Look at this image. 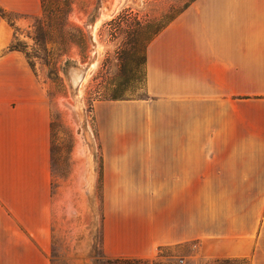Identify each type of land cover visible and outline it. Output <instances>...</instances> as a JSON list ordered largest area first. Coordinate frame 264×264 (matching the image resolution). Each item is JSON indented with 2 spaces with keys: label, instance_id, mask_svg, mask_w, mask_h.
<instances>
[{
  "label": "crops",
  "instance_id": "crops-1",
  "mask_svg": "<svg viewBox=\"0 0 264 264\" xmlns=\"http://www.w3.org/2000/svg\"><path fill=\"white\" fill-rule=\"evenodd\" d=\"M12 38L0 16V264H51L50 104ZM145 89L94 105L104 254L264 264V0L188 2L146 46Z\"/></svg>",
  "mask_w": 264,
  "mask_h": 264
},
{
  "label": "rangeland",
  "instance_id": "rangeland-1",
  "mask_svg": "<svg viewBox=\"0 0 264 264\" xmlns=\"http://www.w3.org/2000/svg\"><path fill=\"white\" fill-rule=\"evenodd\" d=\"M190 1L49 0L42 9L41 0H19V10L7 9L12 41L50 104L51 264H99L91 260L100 240L102 199L94 105L113 93L146 97V38ZM190 248L163 247L153 264H184Z\"/></svg>",
  "mask_w": 264,
  "mask_h": 264
},
{
  "label": "trees",
  "instance_id": "trees-1",
  "mask_svg": "<svg viewBox=\"0 0 264 264\" xmlns=\"http://www.w3.org/2000/svg\"><path fill=\"white\" fill-rule=\"evenodd\" d=\"M49 1V0H41V5H42V9H45V3ZM52 1H60V0H52ZM66 1V0H64ZM188 4V3H187ZM186 4V5H187ZM185 5V6H186ZM184 6V7H185ZM183 7V8H184ZM182 8V9H183ZM181 9V10H182ZM180 12V11H179ZM0 16L3 17L4 19H7L9 21V11L2 8L0 6ZM173 18V17H172ZM171 18V19H172ZM170 19V20H171ZM121 20L123 19H120V22ZM169 20V21H170ZM125 21H128V18H125L124 22ZM138 21V20H137ZM135 21V22H137ZM169 21H166L165 23L155 27L154 29H152L149 33V35L147 36L146 38V46L147 44L151 41V39L165 26L167 25V23ZM138 23V22H137ZM10 24L13 26V23L10 22ZM138 25L140 26V29H136L137 31L141 30V28H143L141 26L140 23H138ZM15 39V37L13 36L12 40ZM5 50H19L22 52V49L21 48H18L13 41L10 42V44L7 46V48ZM145 55H146V48L144 50V59H143V64H144V77H145ZM136 79V78H135ZM134 80V75H133V79ZM111 99H125L124 97H122L121 94H118V93H113L111 94ZM101 219H102V213H101ZM162 246H159L158 249H157V253L155 256L151 257V258H138V257H130V256H116V257H108L104 254V252L102 251V248L100 246V240L96 246V254L93 255V257H91L93 263L94 262H98L99 264H153L155 262L156 259L159 258V256L161 255L160 254V251L162 250ZM227 260V259H226ZM53 262V261H52Z\"/></svg>",
  "mask_w": 264,
  "mask_h": 264
}]
</instances>
